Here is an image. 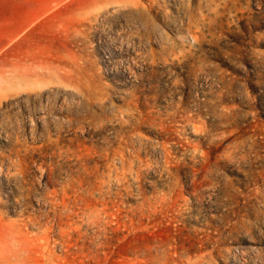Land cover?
<instances>
[{
  "label": "rangeland",
  "instance_id": "374dc122",
  "mask_svg": "<svg viewBox=\"0 0 264 264\" xmlns=\"http://www.w3.org/2000/svg\"><path fill=\"white\" fill-rule=\"evenodd\" d=\"M0 264H264V0H0Z\"/></svg>",
  "mask_w": 264,
  "mask_h": 264
}]
</instances>
